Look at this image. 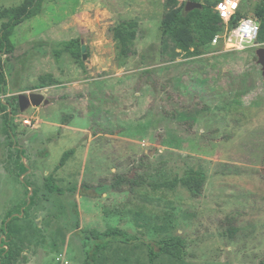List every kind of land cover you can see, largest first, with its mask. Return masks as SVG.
Listing matches in <instances>:
<instances>
[{
	"label": "rangeland",
	"instance_id": "rangeland-1",
	"mask_svg": "<svg viewBox=\"0 0 264 264\" xmlns=\"http://www.w3.org/2000/svg\"><path fill=\"white\" fill-rule=\"evenodd\" d=\"M187 1L46 0L15 28L13 49L0 52V99L17 106H0V240L9 222L23 250L14 264H85L87 236L109 229L137 239L111 240L97 264H264V44L181 52L163 23ZM238 1L256 17L260 0ZM23 2L0 0V12ZM117 27L134 34L124 50ZM74 38L87 58L67 47ZM34 92L51 103L20 110L18 96ZM189 168L208 176L199 197L179 181ZM117 174L146 181L79 191ZM49 175L63 195L46 188ZM178 234L189 255L151 262L148 242Z\"/></svg>",
	"mask_w": 264,
	"mask_h": 264
},
{
	"label": "trees",
	"instance_id": "trees-1",
	"mask_svg": "<svg viewBox=\"0 0 264 264\" xmlns=\"http://www.w3.org/2000/svg\"><path fill=\"white\" fill-rule=\"evenodd\" d=\"M46 0H24L20 6H14L5 8L0 12V18H6L2 27L0 28V52L11 51L13 44L11 42V36L18 24L31 19L39 15L43 11L44 2ZM202 2L203 0H195ZM173 3H177V0H172ZM219 0H206L203 1L201 8H196L190 12L185 11L184 8L179 11L173 18L166 20L163 23L164 34L172 37L176 43L177 48L181 52H187L195 56H201L210 52L215 46L212 45L213 38L216 34L225 30V23L220 17L219 13L215 10V6ZM244 12L240 9L233 16L229 22V27H233L237 24L238 20L245 16ZM255 16L260 22V32L257 38V43L264 44V0H260L255 8ZM131 27L136 28V22H129ZM115 34L123 44L122 50L126 49V40L130 37H134L133 33L123 35L121 28H115ZM67 47L72 50L75 58L81 60L82 57V44L79 38H74L66 43ZM219 48V47H217ZM83 63V61H81ZM7 76L2 64V58L0 56V96L6 93ZM57 82V80H54ZM0 106L4 110L11 109L14 112L17 108L14 102L3 101L0 99ZM9 116V113H8ZM75 151V148L67 150L58 165V168L65 165L70 155ZM22 170L27 171L25 163H21ZM207 174L203 170L189 168L185 171L179 181L188 189V191L195 197H199L202 194L204 185L207 181ZM146 180L141 178L128 177L117 174L113 181L109 184H100L98 186H92L87 183H83L82 188H74V191L79 190L83 195L88 196H101L108 190L119 191L124 185H130L133 189L138 185H142ZM155 185V184H154ZM45 186L48 190L54 193L63 195L65 189L56 183L54 177L49 175L46 178ZM92 186V187H91ZM75 205L76 202L74 201ZM78 214V211H77ZM7 224V225H6ZM2 232L7 234L6 239L0 240V264H14L22 254L21 246H13L11 239L12 233H10V223L4 221L2 226ZM230 236L236 233V229L231 227L227 231ZM91 237L87 236V241L84 242L86 258L85 264H97L98 254L101 249L106 247L111 240L132 242L137 237L128 231L121 229H109L100 233H90ZM102 239L106 241L102 242ZM91 241L94 243L91 246ZM150 247V260L154 262L156 259L164 254L170 255L177 259H185L189 252L187 250V243L185 238L178 234L168 238L160 240H153L148 242Z\"/></svg>",
	"mask_w": 264,
	"mask_h": 264
},
{
	"label": "built area",
	"instance_id": "built-area-1",
	"mask_svg": "<svg viewBox=\"0 0 264 264\" xmlns=\"http://www.w3.org/2000/svg\"><path fill=\"white\" fill-rule=\"evenodd\" d=\"M238 0H219L215 10L219 13L226 27L223 32L215 35L213 46L223 47L226 51H243L254 46L260 32V22L252 15L241 17L237 24L229 27V22L240 9Z\"/></svg>",
	"mask_w": 264,
	"mask_h": 264
},
{
	"label": "water",
	"instance_id": "water-1",
	"mask_svg": "<svg viewBox=\"0 0 264 264\" xmlns=\"http://www.w3.org/2000/svg\"><path fill=\"white\" fill-rule=\"evenodd\" d=\"M202 5L203 4L201 2H197L195 0H189L186 2L185 11L190 12L196 8H201ZM87 49H88V46L83 44L82 53H83L84 59L88 57ZM256 54L258 57V62L262 66V72L264 75V46H260L259 48H257ZM18 99H19L20 110L22 111L26 110L31 105L41 106V105H48L51 103V100L49 98H46L44 94L37 93V92L31 93L30 95H27L25 93L20 94L18 96Z\"/></svg>",
	"mask_w": 264,
	"mask_h": 264
}]
</instances>
